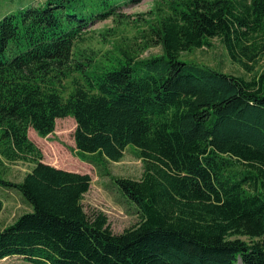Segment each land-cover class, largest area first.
<instances>
[{
    "label": "trees",
    "instance_id": "obj_1",
    "mask_svg": "<svg viewBox=\"0 0 264 264\" xmlns=\"http://www.w3.org/2000/svg\"><path fill=\"white\" fill-rule=\"evenodd\" d=\"M139 1L99 0L93 11L83 0H42L1 15L0 158L30 168L0 186L30 211L0 227V260L264 264V68L246 79L180 57L216 38L250 72L264 53V0H166L140 46L160 54L77 57L90 22ZM66 116L80 155L117 162L136 150L140 177L112 178L138 214L120 233L83 208L90 176L40 161L26 136L31 127L43 137Z\"/></svg>",
    "mask_w": 264,
    "mask_h": 264
},
{
    "label": "rangeland",
    "instance_id": "obj_2",
    "mask_svg": "<svg viewBox=\"0 0 264 264\" xmlns=\"http://www.w3.org/2000/svg\"><path fill=\"white\" fill-rule=\"evenodd\" d=\"M99 0H83L87 10L99 11L103 5ZM121 2L123 0H120ZM166 0H140L136 3H120L114 13L106 18L90 22L83 29L82 39L77 45L76 52L80 59L89 56L91 60H102L108 63L120 56L119 51L137 52L135 59L160 54L158 45L146 47L140 51L148 26L155 23L157 16L155 7L164 9ZM42 0H0V17L4 12L16 11L29 4L42 5ZM75 6V5H74ZM148 37V36H147ZM259 37L255 36L253 43L257 44ZM209 48H197L190 52H181L184 60L194 61L222 72L241 75L246 79L254 71L264 68V53L257 59L250 72L229 60L223 47L216 38L209 40ZM261 44V43H260ZM251 63H249L250 65ZM92 66L93 64L90 63ZM67 80L58 87L64 96L69 86ZM74 120L71 116L56 118L51 133L41 137L31 128H27V138L38 148L40 161L68 171L87 173L90 185L83 194L81 203L86 211L100 210L106 216L112 233H120L123 229L136 224L138 214L134 204L120 192L112 178L127 177L138 179L142 172V164L136 150L127 146L121 159L117 162L96 160L90 155H80L73 143ZM30 165L24 162L8 163L0 158V179L18 182L28 171ZM2 209L0 212V227L13 221L30 207L23 201L19 193L12 188L0 186ZM239 238L247 243L252 240L246 236H230ZM2 259V258H1ZM0 260V264H30L19 256L12 255Z\"/></svg>",
    "mask_w": 264,
    "mask_h": 264
},
{
    "label": "crops",
    "instance_id": "obj_3",
    "mask_svg": "<svg viewBox=\"0 0 264 264\" xmlns=\"http://www.w3.org/2000/svg\"><path fill=\"white\" fill-rule=\"evenodd\" d=\"M5 13V12H4Z\"/></svg>",
    "mask_w": 264,
    "mask_h": 264
}]
</instances>
